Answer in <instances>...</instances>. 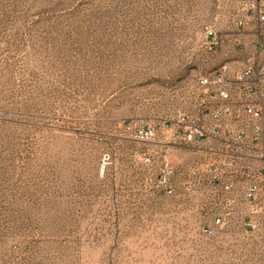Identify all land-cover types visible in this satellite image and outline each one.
<instances>
[{"label":"rangeland","instance_id":"374dc122","mask_svg":"<svg viewBox=\"0 0 264 264\" xmlns=\"http://www.w3.org/2000/svg\"><path fill=\"white\" fill-rule=\"evenodd\" d=\"M243 1L0 0V264H264V197L238 213L250 178L191 176L233 158L127 132L194 107L233 50L207 30L233 38Z\"/></svg>","mask_w":264,"mask_h":264},{"label":"built area","instance_id":"2783aa9c","mask_svg":"<svg viewBox=\"0 0 264 264\" xmlns=\"http://www.w3.org/2000/svg\"><path fill=\"white\" fill-rule=\"evenodd\" d=\"M242 7L234 37L223 40L211 30L209 44L213 50L230 42L233 50L225 52H245V60L237 59L200 76L191 110H180L158 126L128 125L127 132L142 142L160 133L166 141L172 139L190 148L215 143V154L235 162L225 159L207 170L193 169L191 176L230 190L233 184L222 181L228 167L245 174L250 180L243 186L238 213L241 220L250 221L261 213L260 198L264 197V0H244ZM240 64L242 67L237 66ZM150 161L145 157V162ZM174 176V170L164 165L157 189L166 195L174 194ZM227 203L231 205L232 201ZM224 220V215L217 216L215 225H223Z\"/></svg>","mask_w":264,"mask_h":264},{"label":"bare ground","instance_id":"6f19581e","mask_svg":"<svg viewBox=\"0 0 264 264\" xmlns=\"http://www.w3.org/2000/svg\"><path fill=\"white\" fill-rule=\"evenodd\" d=\"M211 30H207V37L211 38ZM207 38V39H208ZM223 57L225 62L221 66H225L226 64L236 62V60H245V52H224Z\"/></svg>","mask_w":264,"mask_h":264}]
</instances>
